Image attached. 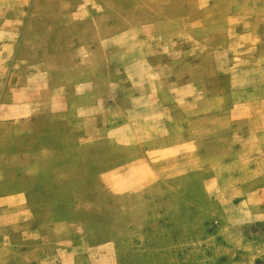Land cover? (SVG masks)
<instances>
[{
    "label": "rangeland",
    "instance_id": "1",
    "mask_svg": "<svg viewBox=\"0 0 264 264\" xmlns=\"http://www.w3.org/2000/svg\"><path fill=\"white\" fill-rule=\"evenodd\" d=\"M0 264H264V0H0Z\"/></svg>",
    "mask_w": 264,
    "mask_h": 264
}]
</instances>
